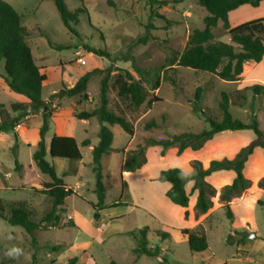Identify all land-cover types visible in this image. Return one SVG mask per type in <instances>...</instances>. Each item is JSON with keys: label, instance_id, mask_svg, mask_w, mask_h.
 I'll use <instances>...</instances> for the list:
<instances>
[{"label": "rangeland", "instance_id": "obj_1", "mask_svg": "<svg viewBox=\"0 0 264 264\" xmlns=\"http://www.w3.org/2000/svg\"><path fill=\"white\" fill-rule=\"evenodd\" d=\"M3 1L23 17V25L30 32L33 58L47 76L42 98L55 119L50 120L48 136L71 135L78 142L83 159L79 164L47 157L59 178L68 165L66 172L79 166V175L64 178L66 187L73 189L74 194L66 198L59 211L58 226L41 230L34 237L21 227L0 220V264H67L74 257L78 258V264H110L112 261L118 264H264V195L254 194L264 177L260 149L246 165L245 176L251 181V193L231 206V219L227 216L226 204L220 201L221 189L231 183V175L213 174L208 178L218 193L213 198L212 208L205 214L195 210L197 192L191 194L188 208H180L166 197L170 184L158 180L160 172L168 168L189 173L194 161L208 168L213 160L233 159L254 140V131L218 134L203 149L187 150L180 156L177 148L163 151L161 147L151 146L146 150V163L141 169L134 173L123 171L126 153L148 139L199 133L209 128L208 119L220 121L222 114L218 105L222 92L231 96L230 113L234 119L250 124L256 118L264 132V96L244 90L261 84L254 78L264 81V62L246 65L236 82L179 67L177 60L190 34L203 28L207 16L197 0H156L157 3L169 2L166 6H152L150 0H85L83 3L66 0L70 12L86 9V13L79 15V25L75 27L77 34L64 26L51 0ZM258 13L262 14L249 7L242 16L244 22L257 19ZM235 22L233 15L232 23ZM150 25L153 29L148 30ZM214 34L216 41L231 43L221 26ZM146 36L148 39L143 43L141 40ZM88 50L107 52L111 58ZM96 69L105 73L91 79L85 93L87 97L84 94L63 99L54 96L63 88H72L83 75ZM108 70V108L132 123L134 135L130 137L118 125L110 127L114 134V151L102 160L106 208L96 221L93 205L98 199L94 194L96 177L92 171V149L83 147L82 143L89 140L97 145L102 125L97 119L78 120L76 114L92 111L100 105L101 82ZM137 70L160 75L159 88L154 92L144 82L150 92L148 100L156 96L160 101L151 105L146 102L137 108L118 96L115 85L118 75L128 71L139 80L141 76ZM0 74L5 75L4 62L0 64ZM198 87L203 89L201 113L193 112ZM24 98L12 92L0 77V104L5 106V112L13 116L12 104L25 102ZM0 120H3L1 110ZM151 122L159 127L147 130L146 125ZM42 125V115L29 121L23 119L16 130L18 144L12 133L6 134L9 138L0 137V163L3 164L0 165L3 174L0 175V200L25 202L32 208L37 221L52 209L44 183L51 179L40 172L33 160ZM16 162L33 165V175L30 169H16ZM6 187L19 190H5ZM191 189L192 184H189L187 191L190 193ZM116 203L120 205L111 207ZM146 227L149 229L148 248L161 249L157 258L138 251L140 230ZM184 229L203 231L208 250L202 254L193 253L187 237L182 235ZM159 232L168 233L170 238L163 240ZM12 246L22 248L24 254L18 259L8 258L5 253Z\"/></svg>", "mask_w": 264, "mask_h": 264}, {"label": "trees", "instance_id": "obj_2", "mask_svg": "<svg viewBox=\"0 0 264 264\" xmlns=\"http://www.w3.org/2000/svg\"><path fill=\"white\" fill-rule=\"evenodd\" d=\"M61 16L64 26L72 33L77 34L75 27L79 25V15L86 13V9H77L70 12L66 5V0H51ZM84 2L85 0H77ZM198 5L207 11V16L203 21L202 29H195L189 36L187 45L183 53L177 60V65L181 68L190 69L196 72H203L216 75L219 79L227 82L239 81L245 71L247 64L261 63L264 58V18H258L244 22L238 26L231 27L229 15L231 12L239 9L241 6L249 5L257 8L264 0H197ZM152 6H166L167 1L157 3L156 0H150ZM221 26L225 35L230 37L231 43L216 41L214 31ZM150 25L149 29H153ZM30 32L23 25V17L8 3L0 0V64L4 62L5 75L0 77L5 81L9 89L21 96H24L28 103H14L11 109L16 116H10L4 111L5 106L0 104V110L3 114V120L0 122V134H14L18 144L19 136L16 128L20 126L21 121L28 116L36 115L42 111L43 125L40 129V140L38 150L33 156V160L44 175H47L51 181L46 183L45 192L52 201V209L40 220L37 221L32 214V208L25 202H5L0 200V220L7 222L12 226L21 227L27 234L34 235L50 228H56L60 221L59 211L64 207L68 196L74 194L73 190L66 187L64 178L75 175L77 167H72L68 172L59 178L56 169L47 161V155L54 159L68 160L74 163L82 161L81 149L73 137L54 136L50 142L49 149L46 146V136L49 132V123L53 116L47 102L42 98L43 86L47 81L46 74L41 72L37 66L32 50L29 45ZM148 37L141 41L145 43ZM100 56L111 58V55L103 51H91ZM105 71L96 69L83 75L72 88H63L55 97L60 99L73 98L85 94L91 79L104 74ZM141 78L136 80L132 74L125 71L124 75L119 74L115 80L118 87V96L121 99L128 100L132 107H141L146 102L148 105L160 101L156 96L150 100L149 90L144 86L146 81L153 92L159 88L158 74L145 73L143 70H137ZM152 77V78H151ZM109 70L101 82L100 105L92 111H81L76 114L78 120L97 119L102 125L99 133V143L92 149V171L96 177L94 194L98 202L93 205L94 219L99 221L101 212L106 208V189L104 185V175L102 160L109 156L114 150L112 148L114 134L110 127L120 126L130 137L134 135V128L126 117L117 115L109 110ZM244 90L251 91L255 96H264V85L254 84L246 87ZM203 95V89L198 87L193 103V112L201 113L200 103ZM245 98V96L243 97ZM231 96L226 92L221 93L219 110L222 119L216 121L208 119V129L199 133H182L170 136L167 139H148L144 144L138 145L126 153L123 161V171L134 173L141 169L146 163V150L151 146L161 147L163 151L171 148H177V154L180 156L185 151L191 150L197 152L214 139L218 134L232 131H254L256 137L254 140L242 148L233 159L213 160L208 168H204L199 161H194L192 171L185 178L181 179V169L168 168L160 172L158 178L161 183L170 184V189L166 197L170 203L181 208H188L192 193L197 192L195 210L198 214L207 213L213 206V198L217 196L218 191L209 183L208 178L218 172H234L235 178L231 184L224 186L220 192V201L226 204L228 218H233L231 211V202L235 198L241 197L249 188L251 181L244 175V169L249 158L253 155L256 148L264 150V132L260 130L256 118L252 123L246 124L238 119H234L230 113ZM158 124L151 122L146 125L147 130L158 128ZM90 141L82 143L83 147H89ZM20 166L16 162V169ZM192 184L191 192L187 191V186ZM125 186V184H123ZM259 188L264 190V178L258 183ZM120 204H113L116 207ZM186 216L188 213L186 212ZM73 223V222H72ZM74 224V223H73ZM148 227L140 230L141 240L138 251L146 256L157 258L161 252L159 247L155 249L148 248ZM182 235L187 237L190 250L195 254H202L208 250V241L206 234L188 229L182 230ZM163 240L170 238L166 232H159ZM34 243L35 240H34ZM56 249V248H55ZM67 264H78V258L70 259ZM110 264H118L112 261Z\"/></svg>", "mask_w": 264, "mask_h": 264}, {"label": "crops", "instance_id": "obj_3", "mask_svg": "<svg viewBox=\"0 0 264 264\" xmlns=\"http://www.w3.org/2000/svg\"><path fill=\"white\" fill-rule=\"evenodd\" d=\"M249 7H251V6H249V5H244V6H241L239 9H237V10H235V11H233V12H231L230 13V15H229V22H230V25H231V27H235V26H238V25H240V24H242L244 21H245V19H243V13L245 12V11H247L248 9H249ZM253 8V7H252ZM255 10H258V11H261L262 12V14L260 13H258V17H257V19L258 18H264V2H262L261 3V5L259 6V7H257V8H254ZM233 15H235V17H236V22L235 23H232V17H233ZM26 27V26H25ZM262 62H264V58H263V60H262ZM261 62V63H262ZM247 65H249V64H247ZM254 80H257V81H260V83L261 84H263L264 85V81L263 80H261V79H257V78H254ZM19 98V97H18ZM24 101L25 102H23V103H28L29 101L26 99V98H24ZM17 103H21V101H18ZM14 104V103H13ZM14 115L13 116H16V115H18L17 113H13ZM41 114H42V111H40L39 112V114L38 115H32V116H28V117H25L24 119H25V121L27 120V121H29L30 119H32L33 117L35 118V117H39V116H41ZM51 120H53V121H55V119L54 118H52ZM0 122H1V120H0ZM102 127V126H101ZM101 129V128H100ZM16 130L18 131V127L16 128ZM54 136H66V137H72L71 135H62V134H59V133H56V135H54ZM54 136H48V134H47V136H46V139H45V142H46V146H47V149H49V146H50V142H51V140H52V138L54 137ZM0 137L2 138V139H6V138H9V136H7L6 134H0ZM21 142H23V140H21ZM78 143V142H77ZM91 145L89 146V148L90 149H93V147H94V144H92V143H90ZM79 145V144H78ZM96 146V145H95ZM258 149H260L261 150V156H263V158H264V150L263 149H261V148H256L255 149V151L258 153ZM254 151V153H256ZM254 153H253V155H254ZM252 155V156H253ZM49 155H47V157H48ZM251 156V157H252ZM250 157V158H251ZM249 158V159H250ZM47 159V158H46ZM82 162V161H81ZM81 162H79V164L81 163ZM249 162V161H248ZM248 162L246 163V165L248 164ZM51 164V163H50ZM0 165L2 166L3 164L2 163H0ZM19 166H20V168L22 169V170H29L30 169V172H31V174L33 175V165H20L19 164ZM68 168H69V165H68V167L65 169V171L63 172V174L68 170ZM245 172H246V166H245V169H244V175H245ZM37 173V172H36ZM79 173H80V169H79V166H78V168H77V175H79ZM215 174H217V175H231L232 176V178H231V183H232V181L234 180V178H235V173L234 172H232V171H230V172H218V173H215ZM0 175H3L2 174V172L0 171ZM44 175V174H43ZM45 176H47V175H45ZM62 177H63V175H62ZM246 177V176H245ZM264 178V177H263ZM51 181V180H50ZM50 181H44V183H49ZM230 183V184H231ZM5 190H19V189H13V188H10V187H6V188H4ZM70 189V188H69ZM251 189L252 188H249L241 197H239V198H235V199H233L232 200V202H231V206L234 204V203H236V202H239V201H241L242 199H244L245 197H247L248 195V193H251ZM257 190H254V194H257V193H259V194H262V195H264V190L263 189H261V188H256ZM73 190V189H72ZM253 194V195H254ZM181 208V207H180Z\"/></svg>", "mask_w": 264, "mask_h": 264}, {"label": "clouds", "instance_id": "obj_4", "mask_svg": "<svg viewBox=\"0 0 264 264\" xmlns=\"http://www.w3.org/2000/svg\"><path fill=\"white\" fill-rule=\"evenodd\" d=\"M187 175H189L188 173H185L183 170H181V174H180V178L183 179L185 178ZM11 238V237H10ZM23 253V249L17 246H12L10 247L5 255L10 258V259H18L20 256H22Z\"/></svg>", "mask_w": 264, "mask_h": 264}]
</instances>
